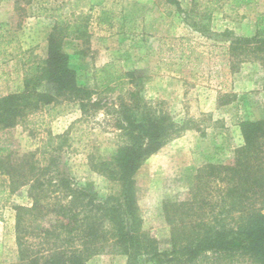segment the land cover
Returning <instances> with one entry per match:
<instances>
[{
	"label": "trees",
	"instance_id": "obj_1",
	"mask_svg": "<svg viewBox=\"0 0 264 264\" xmlns=\"http://www.w3.org/2000/svg\"><path fill=\"white\" fill-rule=\"evenodd\" d=\"M33 1L16 0L15 6L22 10ZM194 10L190 15L200 19V30L209 31L211 13ZM88 22L83 14L56 19L45 55L34 56L19 41V23L0 21V79L9 82L21 71L23 80L22 89L0 96V195L10 198L26 189L29 198V204L12 205L15 264H88L108 252L127 256L128 264H264V121L240 122L244 144L232 162L201 168L191 198L165 202L170 247L162 249L145 228L135 175L183 127L160 103L145 99L138 71L111 62L96 69L93 85L80 83L65 49L89 44ZM246 48L264 52V38H239L229 46ZM260 58L264 66V55ZM104 92L110 97H101ZM229 96L223 95L221 104L230 102ZM71 104L81 117L53 133L49 123L62 114V105ZM104 106L121 143L108 156H87L91 171L109 183L101 197L92 182L82 184L71 175L63 153L72 146V126ZM18 126L33 139L42 126L45 137L37 147L20 151L11 137Z\"/></svg>",
	"mask_w": 264,
	"mask_h": 264
},
{
	"label": "rangeland",
	"instance_id": "obj_2",
	"mask_svg": "<svg viewBox=\"0 0 264 264\" xmlns=\"http://www.w3.org/2000/svg\"><path fill=\"white\" fill-rule=\"evenodd\" d=\"M15 1L0 0V21H9L14 27L19 23L16 33L24 49L44 56L56 19L83 14L89 18V44L79 42L65 49L80 83L93 85L96 69L111 62L124 71H138L145 99L160 103L183 127L135 175L145 228L162 249H168L165 202L191 198L201 168L232 162L236 149L244 144L240 122L264 121V66L260 58L264 52L229 50L239 38H264V0H34L23 4L22 10H17ZM193 8L194 14L211 13L209 31L200 30L196 23L200 19L190 15ZM22 87L21 71H15L9 82L0 79V96ZM225 94L230 95V102L221 104ZM101 97L110 94L104 92ZM106 107L72 126L74 140L63 153L71 175L79 183L92 182L101 197L108 194L109 183L91 171L87 156L91 152L108 156L121 143L120 131ZM61 110L48 126L56 134L81 117L72 104L62 105ZM36 132L33 139L24 127H16L11 135L15 147L20 151L37 147L46 131L38 126ZM2 182L0 176V185ZM27 195L26 189L10 198L0 195V264L18 261L12 205L29 204ZM88 264H128V258L108 252Z\"/></svg>",
	"mask_w": 264,
	"mask_h": 264
}]
</instances>
